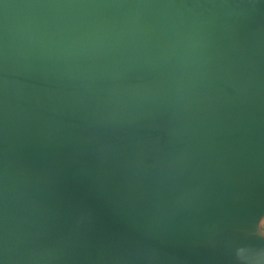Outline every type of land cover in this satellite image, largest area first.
<instances>
[{
	"label": "water",
	"instance_id": "95a60500",
	"mask_svg": "<svg viewBox=\"0 0 264 264\" xmlns=\"http://www.w3.org/2000/svg\"><path fill=\"white\" fill-rule=\"evenodd\" d=\"M263 226L264 0H0V264H264Z\"/></svg>",
	"mask_w": 264,
	"mask_h": 264
},
{
	"label": "snow or ice",
	"instance_id": "6c2138e0",
	"mask_svg": "<svg viewBox=\"0 0 264 264\" xmlns=\"http://www.w3.org/2000/svg\"><path fill=\"white\" fill-rule=\"evenodd\" d=\"M246 256H247L246 250L242 248V251L239 253V257L244 258ZM240 260L243 262V264H245V262L242 259Z\"/></svg>",
	"mask_w": 264,
	"mask_h": 264
},
{
	"label": "clouds",
	"instance_id": "9594fccd",
	"mask_svg": "<svg viewBox=\"0 0 264 264\" xmlns=\"http://www.w3.org/2000/svg\"><path fill=\"white\" fill-rule=\"evenodd\" d=\"M240 251H241V249H239L238 251H237V257L239 258V253H240Z\"/></svg>",
	"mask_w": 264,
	"mask_h": 264
},
{
	"label": "rangeland",
	"instance_id": "374dc122",
	"mask_svg": "<svg viewBox=\"0 0 264 264\" xmlns=\"http://www.w3.org/2000/svg\"><path fill=\"white\" fill-rule=\"evenodd\" d=\"M264 227V226H263Z\"/></svg>",
	"mask_w": 264,
	"mask_h": 264
}]
</instances>
